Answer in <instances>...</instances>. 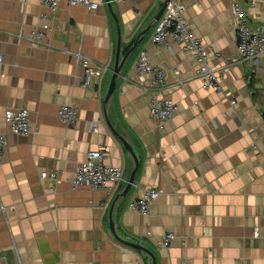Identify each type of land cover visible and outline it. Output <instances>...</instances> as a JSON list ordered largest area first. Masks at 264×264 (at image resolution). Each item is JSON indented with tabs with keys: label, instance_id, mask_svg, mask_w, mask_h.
Returning <instances> with one entry per match:
<instances>
[{
	"label": "crops",
	"instance_id": "obj_1",
	"mask_svg": "<svg viewBox=\"0 0 264 264\" xmlns=\"http://www.w3.org/2000/svg\"><path fill=\"white\" fill-rule=\"evenodd\" d=\"M94 1L93 12L62 0L51 14L39 0H0V264H152L112 235L110 213L117 236L155 264H264V57L237 60L229 0H181L195 34L220 54L210 60L220 92L201 88L178 44L149 41L159 2ZM249 14L258 29L264 2ZM43 24L45 45L30 42ZM118 35L120 58L137 45L105 102ZM77 53L105 68L88 86ZM140 53L166 71L157 93L177 106L163 131L148 112L152 92L138 86ZM63 104L78 109L68 123L56 115ZM6 109L28 110L30 135L7 132ZM104 114L139 160L123 198L135 163ZM98 148L123 170V182L111 194L73 189L77 166ZM42 172H54L56 182L41 180ZM146 188L163 192L149 213L125 210ZM167 233L174 238L165 246Z\"/></svg>",
	"mask_w": 264,
	"mask_h": 264
},
{
	"label": "built area",
	"instance_id": "obj_2",
	"mask_svg": "<svg viewBox=\"0 0 264 264\" xmlns=\"http://www.w3.org/2000/svg\"><path fill=\"white\" fill-rule=\"evenodd\" d=\"M62 0H39L51 14L58 10ZM68 6H80L89 12L96 11L99 3L94 0H64ZM157 1L162 5L166 0ZM245 2L243 4L242 2ZM264 2V0H262ZM261 0H229L232 24L236 32V58L241 63L257 64L264 57V17L261 26L254 29L250 25L249 12L255 8ZM185 6L181 0H169L159 19L153 24L149 41L158 46L169 48L170 44L176 43L181 50L193 58L195 62V76L203 90L220 92L221 77L218 67L210 65L211 58H219L220 54L213 51L193 31L190 24L185 20ZM48 25L43 24L39 30L32 32L28 40L37 45H45L46 30ZM76 61L82 67L84 85L88 86L93 78L102 76L104 66H99L89 58L76 54ZM3 57L0 54V63ZM138 86L152 92L148 102V112L155 121L158 129L163 131L167 123L177 111L175 103L167 98L160 97L158 91L166 82V71L152 65L145 53H140L134 63ZM233 104V102H232ZM77 107L72 104H63L57 109L56 115L63 123L72 121L77 115ZM3 122L8 133L16 136H28L31 134L29 112L27 109H6L3 114ZM6 147V134L0 133V163ZM255 144L251 149H255ZM41 180L56 182L57 175L42 172ZM123 182V170L114 165L105 163V154L101 148L87 153L85 160L77 166L74 178L71 182L73 189L88 188L90 190H103L111 194L116 186ZM163 194L159 188L143 189L140 195L125 204V210L140 215H147L151 204ZM174 236L167 233L163 236V245H168Z\"/></svg>",
	"mask_w": 264,
	"mask_h": 264
},
{
	"label": "water",
	"instance_id": "obj_3",
	"mask_svg": "<svg viewBox=\"0 0 264 264\" xmlns=\"http://www.w3.org/2000/svg\"><path fill=\"white\" fill-rule=\"evenodd\" d=\"M169 1V0H166L160 7V9L158 10L157 14L155 15L154 19H153V23H155L159 17L161 16V14L163 13L164 9H165V5H166V2ZM136 45L137 43H134V45L125 53V55L120 58V36L118 35V42H117V48H116V54H115V60H114V66L113 68L111 69V80H110V84H109V87H108V90H107V94H106V97H105V102L107 101V99L109 98V96L113 93L114 91V88H115V80L118 76H120V71L121 69L123 68L125 62L127 61L128 57L130 56V54L134 51V49L136 48ZM104 120L105 122L107 123V126L108 128L111 130V132L114 134V136L116 138H118V140L122 143V145L124 146V148L129 152V154L132 156L133 160H134V163H135V168L134 170L131 172L128 180H127V183H126V186L123 190V192L119 195L118 198H123L126 196V194L129 192V190L133 187L134 185V178H135V173L136 171L138 170L139 168V160H138V157L136 156V154L133 152L132 148L126 143V141L124 140V138L122 136H120L119 134H117L113 129L112 127L110 126L109 124V121L107 119V116L106 114H104ZM109 227H110V230H111V233L112 235L118 240L120 241L122 244L130 247V248H133L135 250H139V251H143L145 253H147L151 259H152V264H155L154 263V257L152 254H150L145 248L141 247L140 245H137V244H133L131 242H127V241H124L122 240L121 238H119L117 236V234L115 233L114 231V226H113V221L111 219V213L109 214Z\"/></svg>",
	"mask_w": 264,
	"mask_h": 264
},
{
	"label": "trees",
	"instance_id": "obj_4",
	"mask_svg": "<svg viewBox=\"0 0 264 264\" xmlns=\"http://www.w3.org/2000/svg\"><path fill=\"white\" fill-rule=\"evenodd\" d=\"M129 50V48L126 49L125 53Z\"/></svg>",
	"mask_w": 264,
	"mask_h": 264
}]
</instances>
